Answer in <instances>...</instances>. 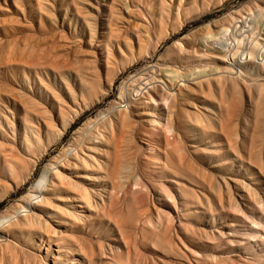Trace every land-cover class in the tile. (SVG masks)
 <instances>
[{"label": "rangeland", "instance_id": "374dc122", "mask_svg": "<svg viewBox=\"0 0 264 264\" xmlns=\"http://www.w3.org/2000/svg\"><path fill=\"white\" fill-rule=\"evenodd\" d=\"M262 45L264 0H0V264H264Z\"/></svg>", "mask_w": 264, "mask_h": 264}, {"label": "bare ground", "instance_id": "6f19581e", "mask_svg": "<svg viewBox=\"0 0 264 264\" xmlns=\"http://www.w3.org/2000/svg\"><path fill=\"white\" fill-rule=\"evenodd\" d=\"M238 30V29H237ZM225 32V31H224ZM243 39V38H242ZM248 39V38H247ZM205 41V40H204ZM214 42V41H213ZM219 43H221L220 45H221V48L223 49V50H218L217 49V51L218 52H226V50L228 49V48H230L229 47V43L227 42V40H226V37H223V38H219V39H216V41H215V43H214V45L215 44H219ZM213 45V46H214ZM217 46H219V45H217ZM236 46V45H235ZM263 46L264 45H262V47H261V49L259 50V54H258V56L260 57V54H262V53H264V49H263ZM219 48H220V46H219ZM251 48V47H250ZM214 49H216V48H214ZM216 51V52H217ZM229 56V55H228ZM244 56V55H243ZM251 55L249 54V57H250ZM247 57H248V55H247ZM251 59V58H250ZM231 60V59H230ZM249 60V59H248ZM240 63V62H239ZM230 65H232V63H230ZM137 98V97H136ZM54 166V165H53ZM52 171V167H51V165L50 166H46L45 168H44V170L42 171L43 173H42V176H41V179L38 181V183L35 185V193H36V195H38V196H41L42 195V193L44 192V186H45V184L49 181L48 180V175L50 174V172ZM55 172V171H54ZM52 173V172H51ZM63 180V179H62ZM63 182V181H62ZM87 194V193H86ZM36 195H33L32 194V196H31V198H35L36 197ZM37 199H38V197H37ZM88 205V204H87ZM29 206H32L31 204H29L28 205V207ZM13 220V217L12 216H7V217H3V218H1L0 219V223H1V225H4V224H7V223H9V222H11Z\"/></svg>", "mask_w": 264, "mask_h": 264}, {"label": "built area", "instance_id": "2783aa9c", "mask_svg": "<svg viewBox=\"0 0 264 264\" xmlns=\"http://www.w3.org/2000/svg\"><path fill=\"white\" fill-rule=\"evenodd\" d=\"M120 108L121 109H126V105L122 104V105H120Z\"/></svg>", "mask_w": 264, "mask_h": 264}]
</instances>
